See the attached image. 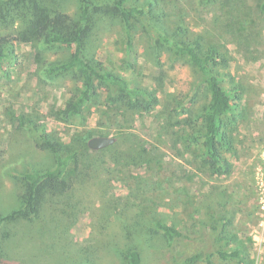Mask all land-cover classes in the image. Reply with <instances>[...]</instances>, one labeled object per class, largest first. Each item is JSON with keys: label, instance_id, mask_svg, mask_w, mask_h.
Returning <instances> with one entry per match:
<instances>
[{"label": "rangeland", "instance_id": "obj_1", "mask_svg": "<svg viewBox=\"0 0 264 264\" xmlns=\"http://www.w3.org/2000/svg\"><path fill=\"white\" fill-rule=\"evenodd\" d=\"M36 1L50 11L73 13L77 6L76 0ZM7 2L0 0V11L7 6L10 11L15 10L19 17H15L14 24L0 22V35L15 34L20 28L22 15L30 5L29 0H23L18 5L12 3L11 6ZM257 2L241 0L232 4V13H224L196 10L193 5L187 6L184 0H180L181 9L171 14L172 17H184L193 33L207 30L212 34V40L228 52L226 71L242 88L240 106L244 109L245 119L232 131L235 152L226 154L232 170L229 175L223 176L198 173L190 167L189 152L177 143V137L184 138L180 126H165L160 130L162 114L159 115V110L165 107L168 93L191 91L195 71L187 63L176 61L171 64L163 57L162 85L157 86L154 76L159 74V69L151 62L144 43L136 44L135 54L130 57L133 65L123 62L121 25L116 21L101 24L92 35L98 59L129 79L139 74L137 77L145 85L156 89L159 105L149 112L127 113L130 121L120 124L107 118L104 110L107 106L102 96L81 116L63 120L59 110L76 79L71 73L47 74L43 66L44 63L67 58L73 47L14 41V52L3 62L6 71L0 68L2 210L5 208L6 212L15 203V195L22 191L19 181L21 171L49 164V153L37 145L42 134L59 141L66 152L79 150L85 158L95 160L89 163L96 173H91L89 179L83 181L82 188L76 189L78 201L68 208L71 213L65 215L55 211L64 225L60 223V226L53 227L46 222V216L45 219H18L1 225L0 254L22 264H121L119 255L112 248H106L98 241L85 240L91 236L98 237L99 231L115 233L121 225L128 226L130 221L116 220L125 207H142L145 212L156 210L165 221L188 227L193 224L189 217L193 213L195 220L205 218L208 224L215 226L222 212L212 202L224 192L232 197L227 209L234 207L238 210L233 226L229 225L228 229H232L236 243L244 248L252 264H264V221L259 207V197L260 204L261 198L264 200V18L252 15ZM248 31L252 32L251 37H248ZM140 35L138 32L137 36ZM224 84L228 86L226 80ZM19 116L31 118L34 125L21 126ZM92 136L114 137L116 145L101 152L93 150L89 153L83 144ZM134 137L141 140L142 146H131L130 139ZM132 147L146 150L145 161L130 160ZM142 198L144 201H140ZM108 205H111L110 208ZM103 211L106 216L102 217ZM58 217L53 220L57 222ZM63 227L69 242L79 245L55 253L52 247L60 244L51 245L50 239L45 236H49V231H61ZM235 228L239 231H234ZM36 229L46 232L43 237L45 246L37 239L29 245L23 242L26 237L20 240V236ZM202 240L182 245L188 251L194 245H203L207 239ZM25 250L15 255L17 251Z\"/></svg>", "mask_w": 264, "mask_h": 264}, {"label": "trees", "instance_id": "obj_2", "mask_svg": "<svg viewBox=\"0 0 264 264\" xmlns=\"http://www.w3.org/2000/svg\"><path fill=\"white\" fill-rule=\"evenodd\" d=\"M235 1L241 0H184L187 6L193 5L196 10L224 13H232L231 6ZM22 2L23 0H8L7 4L11 6L12 3L18 5ZM76 2V10L68 13L64 10L50 11L40 6L36 0H29L30 5L22 15L20 28L15 34L0 35V68L6 71L3 62L14 52V41L72 46L67 58L44 63L43 66V71L47 74L71 73L76 79L59 110L60 118L66 120L79 117L93 102H98L104 96L107 118L113 119L115 123H127L130 121L127 113L149 112L159 105L160 100L156 89L145 85L137 77L138 72L129 79L98 59L92 35L101 24L116 21L122 27L123 62L133 65L130 57L135 54L136 44L143 42L146 53L151 56V62L159 69V74L154 76L157 86L162 85L163 57L171 64L176 61L187 63L195 71L190 92L168 93L165 107L159 110V115L162 114L160 130L165 126H180L184 138L177 137V143H181L183 149L189 152L190 167L195 172H206L213 176L229 175L232 165L226 154L235 152L232 131L245 118L244 109L240 106L242 88L240 84L233 82L232 75L226 71L229 55L223 46L212 40L209 31L193 33L184 17L171 16L172 11L181 9L178 4L180 0ZM252 15L264 18V0H258ZM15 17H19V14L15 10L10 11L7 6L0 11L2 24H14ZM138 32L141 33L140 36H137ZM251 35L252 32L248 31V37ZM225 80L228 86L224 84ZM18 120L21 126L34 125L29 117L25 119L19 116ZM39 137L37 145L49 153V164L43 167L32 166L20 172L22 191L15 195V203L6 212L0 205V226L18 219H45V216L48 218L46 222H50L53 227L60 226L63 222L58 214L71 213L68 208L78 201L76 189L82 188L83 181L89 179L91 173H96V169L89 163L95 160L85 158L79 150L64 151L59 141L51 140L46 134ZM130 140L131 146H142L137 137ZM115 145L112 142L106 148L95 151L101 152L114 148ZM83 146L89 153L94 150L87 146V141ZM133 149L132 147L129 153L130 160L145 161L146 150L134 149L133 152ZM114 157L115 155L113 159ZM218 197L212 203L222 213L215 226L208 224L205 218L195 220L193 213L189 215L193 224L188 227L165 221L163 215L156 210L145 212L142 207H125L116 220L130 221L128 226L121 225L120 230L115 233L104 234L99 231L98 237L91 236L85 241H98V244L112 248L119 255L121 264H252L244 248L236 243L232 229H228L229 225L233 226L238 211L234 207L227 209L232 197L226 196L224 192ZM110 206L108 205L109 208ZM103 216H106L104 211ZM54 217H58V223L53 220ZM33 231L20 236V240L26 237L23 242L29 245L33 239H37V242L41 241L45 246L43 237L46 232L40 229ZM234 231L239 230L235 228ZM49 232V236L45 237L50 239V244H60L52 247L55 253L63 252L68 247L74 249L79 245L69 242L64 227L61 231ZM203 238L207 239L203 245H194L188 251L182 245L194 244L198 240L203 241ZM19 252L26 250L17 251L15 255ZM0 264L22 263L0 254Z\"/></svg>", "mask_w": 264, "mask_h": 264}, {"label": "water", "instance_id": "obj_3", "mask_svg": "<svg viewBox=\"0 0 264 264\" xmlns=\"http://www.w3.org/2000/svg\"><path fill=\"white\" fill-rule=\"evenodd\" d=\"M114 141V137L111 136H92L87 140V146L90 149H101L108 146Z\"/></svg>", "mask_w": 264, "mask_h": 264}, {"label": "built area", "instance_id": "obj_4", "mask_svg": "<svg viewBox=\"0 0 264 264\" xmlns=\"http://www.w3.org/2000/svg\"><path fill=\"white\" fill-rule=\"evenodd\" d=\"M259 207L261 208L260 212L263 214V221H264V200L263 198H261V204H260V197H259Z\"/></svg>", "mask_w": 264, "mask_h": 264}]
</instances>
